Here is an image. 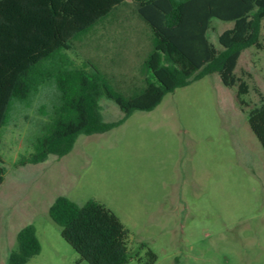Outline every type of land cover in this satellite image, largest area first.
<instances>
[{
    "label": "rangeland",
    "instance_id": "obj_1",
    "mask_svg": "<svg viewBox=\"0 0 264 264\" xmlns=\"http://www.w3.org/2000/svg\"><path fill=\"white\" fill-rule=\"evenodd\" d=\"M231 26L212 18L209 40L219 47L218 35ZM149 47L148 29L127 3L60 53L70 67L91 60L115 90L127 91L143 83ZM235 74L249 86L250 106L264 98V41L242 51ZM56 103L50 80L15 100L0 128V264H8L16 233L28 224L41 249L26 264H88L48 215L57 196L112 210L129 231L127 264L147 261L144 250L136 258L140 243L156 254L154 264H264V150L236 87H225L215 72L205 75L107 132L79 135L60 158L22 164ZM99 105L105 122L123 117L112 100L101 97Z\"/></svg>",
    "mask_w": 264,
    "mask_h": 264
},
{
    "label": "trees",
    "instance_id": "obj_2",
    "mask_svg": "<svg viewBox=\"0 0 264 264\" xmlns=\"http://www.w3.org/2000/svg\"><path fill=\"white\" fill-rule=\"evenodd\" d=\"M127 3L134 5L148 29L150 47L142 62L143 83L117 91L96 63L66 66L60 52L70 50L83 34ZM212 18L232 22L218 35L219 47L208 38ZM262 30L264 0H0V128L15 100L27 99L52 80L57 103L47 131L21 163L36 164L48 155L60 158L79 135L107 132L134 110H152L166 93L215 72L225 87H236V99L264 150V98L250 106L244 98L249 86L235 74L243 50L262 48ZM101 97L118 106L120 120H103ZM4 171L0 157V185ZM48 215L60 227L63 240L88 264L128 263L129 231L104 205L92 200L78 205L57 196ZM15 239L8 264H26L40 252L33 224L20 228ZM137 250L138 261L144 250V264L156 262V254L144 243Z\"/></svg>",
    "mask_w": 264,
    "mask_h": 264
}]
</instances>
